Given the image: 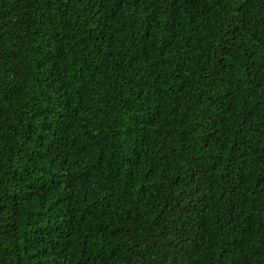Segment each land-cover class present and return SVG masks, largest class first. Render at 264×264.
I'll use <instances>...</instances> for the list:
<instances>
[{"label": "trees", "instance_id": "trees-1", "mask_svg": "<svg viewBox=\"0 0 264 264\" xmlns=\"http://www.w3.org/2000/svg\"><path fill=\"white\" fill-rule=\"evenodd\" d=\"M0 264H264V0H0Z\"/></svg>", "mask_w": 264, "mask_h": 264}]
</instances>
